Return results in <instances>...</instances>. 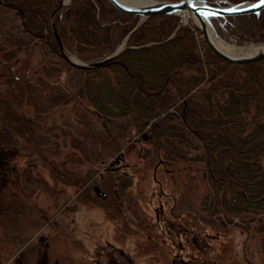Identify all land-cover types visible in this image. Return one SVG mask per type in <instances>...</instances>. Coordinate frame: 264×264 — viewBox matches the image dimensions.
Returning a JSON list of instances; mask_svg holds the SVG:
<instances>
[{"label": "rangeland", "instance_id": "obj_1", "mask_svg": "<svg viewBox=\"0 0 264 264\" xmlns=\"http://www.w3.org/2000/svg\"><path fill=\"white\" fill-rule=\"evenodd\" d=\"M19 22L0 7V153L2 149L11 153L10 168H0V264H98L95 249L107 237L125 246L132 259L126 264L170 263L176 249L168 239L162 240L168 233L158 225L155 211L164 191L167 205H172V196L178 200L177 213L199 214L202 236L217 232L213 216L227 219L217 225L223 238L213 240L210 257L224 264H264L258 223L245 227L252 214L237 216L225 203L226 210L218 205L220 211H214L216 199L228 192H215L210 172L195 160L202 154L199 149L189 151L183 144L178 145L179 152L168 143L169 149L160 148L156 138L147 141L148 131L138 130L130 116L102 124L78 98L72 103L61 100L62 93L74 91L77 72L58 77L60 68L41 46L27 47L29 37ZM254 22L253 16L241 14L217 25L218 43L239 55L257 52L264 45V34L250 31ZM188 23L198 28L193 20ZM65 49L71 60L85 62L72 48ZM138 138L139 143L131 140ZM125 147L132 183L120 181L119 195L110 188L112 196L105 201L95 197L92 183L83 192V184L77 182L85 183L93 172L104 170ZM184 150L188 159L178 157ZM261 161L264 164V156ZM230 211L236 215L234 221L226 217ZM154 224L159 239L147 237Z\"/></svg>", "mask_w": 264, "mask_h": 264}, {"label": "trees", "instance_id": "obj_2", "mask_svg": "<svg viewBox=\"0 0 264 264\" xmlns=\"http://www.w3.org/2000/svg\"><path fill=\"white\" fill-rule=\"evenodd\" d=\"M58 6V0H0L3 10L21 20L17 26L29 37L27 47L41 46L51 56L60 68L58 77L77 72L74 91L62 93L61 100L78 98L102 124L130 116L138 130L148 131L147 141L156 138L160 148L169 149L168 143L179 152L183 144L189 151L199 149L195 160L205 164L215 192H228L215 198L214 211L226 210L225 203L237 216L250 212L245 227L258 223L253 226L262 236L264 259V58L230 63L207 47L200 29L181 24L178 15L155 14L135 28L138 17L109 0H72L64 24L59 13L55 23L63 44L85 60L104 58L135 30L130 46L104 66H71L53 32ZM250 16L255 21L250 31L263 35L264 11ZM5 151L1 169L10 168L11 153ZM183 152L178 157L188 159V151ZM236 215L226 217L234 221Z\"/></svg>", "mask_w": 264, "mask_h": 264}, {"label": "flooded vegetation", "instance_id": "obj_3", "mask_svg": "<svg viewBox=\"0 0 264 264\" xmlns=\"http://www.w3.org/2000/svg\"><path fill=\"white\" fill-rule=\"evenodd\" d=\"M140 138H138V140H131L139 143L141 140ZM126 149L128 148H123V150H121L116 157L109 160L110 162L107 166L105 165L104 170H100L97 173L93 172L90 176H88L90 178L87 177L88 179L85 180V183H83V180L78 181L77 183L79 185L83 184L84 186L83 192H85L88 184L92 183L93 187L91 191L96 195L95 197H100V200L105 201L110 199V196H112V193L109 192L110 188H113V191L117 197L119 195L118 184L120 181H131L134 179V174L128 171L131 162L126 159L128 154ZM164 163H167L166 166L168 165L167 160ZM122 177L124 178L121 179ZM154 179H157L155 175ZM84 196L85 194L82 196L83 199L85 198ZM167 196V192L164 191L160 195L159 203L155 207V211L157 212V223L158 225L160 224L159 226L162 231L165 229L164 227H166L165 233H168V236L163 237L162 240L166 243V239H168V242L170 241V244L176 249V258L172 259V261L167 264H224L223 261L220 262L216 257H210L214 255L209 256V253L212 254L214 252V249L210 247H213V240H219L220 238H223L222 231L218 230L217 225L220 223H225L227 219H225L224 216L222 217L220 214L213 216L212 220H214L215 226L213 231L217 232L215 234L208 232L206 236H202V231L200 229V223H202V221L199 217V214L192 213L193 217H190L185 212L177 213L176 207L178 200H176L175 196H172L173 203L171 206H169L167 205ZM204 224L208 223L204 222ZM156 227L157 226L155 224L152 225L151 231L147 233V237H156V239L159 237V235L155 234V229H153ZM210 239L212 240L211 242ZM225 241H227V239ZM124 247L115 245L113 242H110L109 237H107L105 238L104 243H98L96 246L94 257L97 259L98 264L131 263L132 259L125 253ZM193 250L194 252H191ZM100 258L101 261L103 260L104 262L101 263Z\"/></svg>", "mask_w": 264, "mask_h": 264}, {"label": "water", "instance_id": "obj_4", "mask_svg": "<svg viewBox=\"0 0 264 264\" xmlns=\"http://www.w3.org/2000/svg\"><path fill=\"white\" fill-rule=\"evenodd\" d=\"M111 4L117 7L119 10L136 14L140 20L143 21L145 18L154 16L155 14H179L183 21H187L188 18H193L194 22L203 31L204 39L209 49L220 58L226 59L229 62L236 64L253 63L264 58V47L253 54L239 55L234 52L226 51L221 48L218 44L219 34L216 28H214L215 18H227L230 15H241V14H259L264 7L252 8L251 5L256 4L257 1L251 2H240L239 4L228 3L227 0H109ZM226 3V4H224ZM228 3V4H227ZM228 9H237V11L231 12ZM209 12L216 13L215 15H208ZM59 45L63 50V45L60 36L57 34ZM131 35V32L127 35L124 40V44L118 47L111 56L105 58L102 61H95L93 63L79 64L66 56L71 63L79 67H94L104 66L109 60L119 55L125 48L128 47L126 44L127 38Z\"/></svg>", "mask_w": 264, "mask_h": 264}, {"label": "bare ground", "instance_id": "obj_5", "mask_svg": "<svg viewBox=\"0 0 264 264\" xmlns=\"http://www.w3.org/2000/svg\"><path fill=\"white\" fill-rule=\"evenodd\" d=\"M59 16H60V21H61V23L64 24L63 13H59ZM55 30L57 31V34H59L58 26H57L56 23H55V26H54V29H53L54 35H56ZM56 36H57V35H56ZM219 38H220V37H219ZM218 42H219V41H218ZM218 44H219V43H218ZM206 45H207V43H206ZM219 46H220L221 48L225 49L226 51L234 52V49H233V48H231L230 46H227V45H225V44H223V43L219 44ZM207 47H208V45H207ZM208 48H209V47H208Z\"/></svg>", "mask_w": 264, "mask_h": 264}, {"label": "snow or ice", "instance_id": "obj_6", "mask_svg": "<svg viewBox=\"0 0 264 264\" xmlns=\"http://www.w3.org/2000/svg\"><path fill=\"white\" fill-rule=\"evenodd\" d=\"M252 8H260L264 7V0H258L256 4L251 5ZM228 11L234 12L237 11V9H228ZM216 13L209 12L208 15H215Z\"/></svg>", "mask_w": 264, "mask_h": 264}]
</instances>
